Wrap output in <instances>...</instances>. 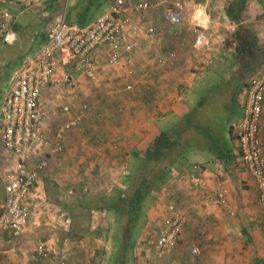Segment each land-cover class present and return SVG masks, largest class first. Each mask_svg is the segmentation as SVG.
I'll return each instance as SVG.
<instances>
[{"label": "crops", "instance_id": "1", "mask_svg": "<svg viewBox=\"0 0 264 264\" xmlns=\"http://www.w3.org/2000/svg\"><path fill=\"white\" fill-rule=\"evenodd\" d=\"M85 1L63 0L56 2V9L61 13L67 6L82 10ZM91 1L107 5L106 10L113 2ZM173 1L130 0L129 6L150 4L147 10L131 14L139 47L120 56L115 65H105L93 80L61 69L60 74L73 78L74 87L43 91L54 107L49 125L67 121L80 109L85 113L66 135L62 155L51 160L32 191L26 231L13 237L0 228V264H264L257 192L234 139L222 156L209 153V159L197 162L187 160L185 154L175 165L162 164L166 169L162 179L154 173L145 179L147 153L165 129L173 127L169 118L180 119L204 102L210 103L211 110L222 108L231 125L241 117L245 87L264 67V0H177L182 4L181 23L168 25L164 10ZM197 6L205 9L207 27L193 22ZM0 7L14 17L15 41L7 45H21L19 32L28 27L23 19L26 10L18 11L6 0H0ZM39 46L29 53L28 45L20 49L19 66ZM171 53L176 56L173 60ZM101 55L105 58L108 52ZM158 59L165 62L159 65ZM205 81L208 88L196 100L191 92ZM62 105L70 107L69 115L59 111ZM260 128L264 140V107ZM137 158L144 168L133 170ZM192 176L199 183H191ZM149 180L152 184L146 188ZM217 182L224 193H215ZM78 189L91 200L90 206L74 201ZM134 191L140 193V200L131 214L143 211L142 224L135 235L122 226L125 230L116 241L110 232L111 215L127 216L125 203ZM213 193L217 198L223 193L226 201L220 207L204 205L205 199L216 198ZM178 215L185 218L178 243L169 255L158 257L157 234ZM121 245L135 246V255L122 253ZM193 247L198 250L194 256L189 253Z\"/></svg>", "mask_w": 264, "mask_h": 264}, {"label": "built area", "instance_id": "2", "mask_svg": "<svg viewBox=\"0 0 264 264\" xmlns=\"http://www.w3.org/2000/svg\"><path fill=\"white\" fill-rule=\"evenodd\" d=\"M50 0H6L18 11L37 7ZM130 0H113L109 8L88 25L54 21L46 32L44 42L12 74L0 103V180L3 201L0 203V228H6L13 237H20L27 229L28 199L48 169L52 159L62 155L66 135L83 120L84 110H78L67 121L49 125L50 112L54 109L45 99V89L74 87L75 81L61 69L71 68L87 79H95L104 66L119 62L120 56L135 51L138 27L131 18L133 11H145L148 3L127 5ZM182 7L174 2L164 10L168 25H178L182 20ZM173 17L176 18L175 22ZM13 15L0 7V46L9 43L13 33ZM151 37V34L149 33ZM203 41L200 34L197 42ZM102 51H107L103 58ZM170 59L176 58L174 53ZM105 59V60H104ZM165 61L158 59L162 65ZM264 107V67L247 83L242 101V115L231 125V132L240 150V159L247 167L257 192V205L264 230V140L261 137V116ZM65 115L70 107H59ZM57 109V107H56ZM58 110V109H57ZM198 169V167L196 168ZM191 183H199L192 176ZM216 190H222L217 182ZM224 193V191H223ZM223 193L217 198L204 200L205 206L220 207L225 203ZM185 224L183 215L176 216L157 234L155 253L158 257L169 255L177 245ZM194 256L196 247L189 251ZM64 264V263H62Z\"/></svg>", "mask_w": 264, "mask_h": 264}, {"label": "trees", "instance_id": "3", "mask_svg": "<svg viewBox=\"0 0 264 264\" xmlns=\"http://www.w3.org/2000/svg\"><path fill=\"white\" fill-rule=\"evenodd\" d=\"M91 6V0L85 1L83 9L74 15L75 21L73 22L79 25H84L89 22L87 14ZM43 9L50 16H54L55 11L57 10L56 3L50 0L40 6L25 11V18L23 19L28 22V27L19 32V37H24V40L28 42L26 53L31 52L35 46L38 47L44 42V40L42 41V38L43 34L46 32L48 19L42 17L40 10ZM67 21H71L70 16L67 18ZM19 26L22 27L21 24H19ZM18 31L19 28H16L15 32L18 33ZM210 106L209 102H204L201 106L193 109L186 116L181 117L176 128L174 127L171 130L162 133L155 140L151 150L147 153L148 161L145 169V179H148L151 173H154L153 176L155 178L162 179L166 174V169L164 167L175 165L179 160L183 159L185 154L192 148H197L198 151H207L215 156H222L225 153L226 148L230 146L231 141L234 139L231 132L232 120L230 115L220 111L222 108L211 110ZM216 113L222 115L215 116ZM193 141L197 146L192 145ZM150 163L151 165H149ZM151 184L152 180H149L144 183V186L147 188L150 187ZM135 189L136 186H134L133 190ZM139 194L138 191H134L132 195L129 194L130 197H128L126 203L124 201L125 208H128H124V212L128 213L127 216L124 214L127 218L131 214L132 207L139 205ZM134 215L136 214L133 213V217ZM128 229L129 227H127L126 230L129 231L130 229ZM120 248L122 253L125 254L124 250L129 247L121 245Z\"/></svg>", "mask_w": 264, "mask_h": 264}, {"label": "rangeland", "instance_id": "4", "mask_svg": "<svg viewBox=\"0 0 264 264\" xmlns=\"http://www.w3.org/2000/svg\"><path fill=\"white\" fill-rule=\"evenodd\" d=\"M52 1H54L56 3V2H61L63 0H52ZM69 2L70 1H68V3ZM173 2H178V1L175 0ZM181 6H182V4H181ZM106 8H107V5L97 6L96 3L92 2V6L90 7L89 12H88V14H89V22H87L86 24H89L93 20H95V18L97 16H100L106 10ZM13 10H15V8ZM40 11H41L40 13H41L42 17L45 18V19H48V24L46 25V30H47L49 28V26L54 21L59 20V19H61L63 17L64 18H69V16H70L71 21H75V16L74 15L76 13L80 12L81 10L80 9L74 10L70 6L69 7L67 6L65 8L62 7L61 11L63 13H61L58 10H56L54 16H50L47 12H45L44 9L40 10ZM66 22H68V21H66ZM20 38L21 39H20L19 43H21V45L15 46V45L4 44V45L0 46L1 47L0 48V103L2 102V98H3L4 93H5V91H6L7 87H8V83H9L10 77L14 73V70L17 69L19 67V64L22 62L21 61L22 53L20 52V49L24 48L25 46L27 47V45H28V42L26 40H24V37H20ZM8 59H9V61H7ZM68 71L72 72V73L74 72L71 68H68ZM207 84H208V81H205L203 85L200 83L198 86L194 87V90L191 92L192 96L195 99H196L195 96H198V97L202 96L204 94V92L208 88ZM82 110H84V109H82ZM240 110H241V108H239V111L233 117V120H236L238 118V116L240 114ZM221 115L222 114H219V113L215 114V116H221ZM169 123L171 124L170 126H173L172 128H174V127L176 128V126L179 123L178 117L169 118L168 119V124ZM171 129H165V130H171ZM192 145L197 146V144H195L194 141L192 142ZM210 155L211 154H209V152H207V151H198L197 148H192L189 152L186 153V159L187 160L188 159L195 160L197 162H199V161L200 162H204V161H206L207 159L210 158ZM143 166H144V162L142 163V160H139L137 158L136 164H134V166H133V170H136L139 167H141L143 169ZM139 173H142V172H139ZM139 183L140 182H138V185H139ZM158 187H159L158 185L155 186V188L153 190L158 189ZM125 193L126 192H124V194ZM127 193L131 194V190L130 189L127 190ZM3 196H4V194H3L2 182L0 180V203L3 201ZM85 196H86V194H84L80 189H78L76 191V193H75L74 201H76V203L78 205L90 206L89 201H91V200H89V198H87ZM40 200L42 201L40 203H43V198L40 199ZM143 207H144V205H143ZM111 216L114 219V221L110 222V226L112 227V231H110V232H111L112 236L115 237V240H116V238H119L120 236H122V234L124 232L123 230H125V229H123V227L126 228V226L129 227V229H131V232H132L131 233V232L128 231V233L135 235L136 234V228H138V227L140 228V226L142 224L144 214H143V211H142L138 215H134V217H133V214H130L128 218L125 217L124 219L122 217H120L119 215H117V214L116 215L112 214ZM108 218H109V216H108ZM122 219L126 220V221L127 220H131L133 224L132 223L131 224H125V222ZM80 232H78V233H80ZM116 241H118V239ZM42 252H43V250H42ZM124 252H126L125 254H129V255L134 254L135 255V246L124 250Z\"/></svg>", "mask_w": 264, "mask_h": 264}, {"label": "clouds", "instance_id": "5", "mask_svg": "<svg viewBox=\"0 0 264 264\" xmlns=\"http://www.w3.org/2000/svg\"><path fill=\"white\" fill-rule=\"evenodd\" d=\"M193 22L200 24L203 27H207L209 23V18L206 15L205 9L202 6H197L194 14H193ZM176 18L173 17V21L175 22ZM7 42L11 43L15 39V34L10 33L9 37L6 38Z\"/></svg>", "mask_w": 264, "mask_h": 264}]
</instances>
